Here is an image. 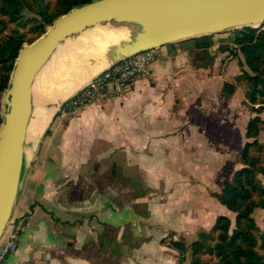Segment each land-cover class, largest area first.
Returning a JSON list of instances; mask_svg holds the SVG:
<instances>
[{
	"label": "crops",
	"instance_id": "obj_1",
	"mask_svg": "<svg viewBox=\"0 0 264 264\" xmlns=\"http://www.w3.org/2000/svg\"><path fill=\"white\" fill-rule=\"evenodd\" d=\"M212 40L216 44L215 36ZM158 51L146 74L124 94L99 97L74 117L56 113L35 147L30 145L12 215V220L26 215V221L16 238L17 249L3 264H110V254L120 256L116 246L127 232L139 237L141 220L149 223L157 203L150 194L145 200L137 196L130 203L120 202L123 184L110 180L125 174L123 161L130 153L125 144L133 145L138 165L142 148L147 149L150 171L157 168L155 160L167 161L172 148L196 142L182 129L189 123L183 115L210 79L192 63L197 50L177 49L169 55L162 46ZM103 123L105 132L84 134L85 128L97 130ZM111 143L118 144L119 153L100 156ZM95 154L101 164L90 166ZM172 213L174 209H163L161 214Z\"/></svg>",
	"mask_w": 264,
	"mask_h": 264
},
{
	"label": "water",
	"instance_id": "obj_2",
	"mask_svg": "<svg viewBox=\"0 0 264 264\" xmlns=\"http://www.w3.org/2000/svg\"><path fill=\"white\" fill-rule=\"evenodd\" d=\"M263 24L264 0H92L57 16L44 33L23 44L1 95L0 242L12 221L28 128L39 107L49 109L56 101L38 139L65 101L111 65L147 49ZM93 34L112 36L97 56L88 55L86 45ZM62 51L70 53L72 72L47 75L37 86L46 64Z\"/></svg>",
	"mask_w": 264,
	"mask_h": 264
},
{
	"label": "rangeland",
	"instance_id": "obj_3",
	"mask_svg": "<svg viewBox=\"0 0 264 264\" xmlns=\"http://www.w3.org/2000/svg\"><path fill=\"white\" fill-rule=\"evenodd\" d=\"M220 34L214 35L217 42L210 47V51L216 54L213 66L200 71L210 79H206L204 89L194 96V100L188 104L187 115H183L189 123L182 129H187L191 139L194 137L196 142L188 141L181 150L172 148L166 162L158 159L154 161L157 168L151 167V173H148L150 171L147 149L142 148V159L138 165L132 156L133 145L125 144L130 152L129 158L123 161L127 166L125 174L115 175L110 183L119 181L123 184V190L118 191L120 202L130 203L137 196L145 200L150 194V198L156 199L157 209L149 223L141 220L139 237L128 232L125 234L121 243L116 246L120 256L114 258V254H110V264L114 259H118V264H181L178 251L169 246L170 240L181 239L189 244L196 239L199 231H208L218 215L228 216L232 225L234 224L235 214L220 204L214 194L220 191L223 182L240 167L238 153L246 142L245 126L256 112L249 104L244 103L248 81L243 73L251 72L241 63L242 54L231 46L232 31ZM69 54L65 51L56 52L51 60L52 68L50 70L51 65L48 67L44 79L47 75L59 78L65 72H72L69 65L72 59ZM38 81L40 85L43 80ZM225 82L234 84L233 90L225 88L223 92ZM257 106L254 105V108ZM2 111L0 98V112ZM259 116L264 117V105ZM105 131L106 123H103L97 130L91 126L85 128L84 134L92 135ZM257 140L264 145L263 129L259 132ZM120 149L117 143H111L106 150L102 148L100 156L104 157L111 151L118 154ZM91 160L90 166L100 165L102 161L96 159V154ZM111 160H108L109 164H112ZM259 177L264 182V177ZM147 184L156 186V189L145 190L143 186ZM138 187L140 189H137ZM141 205H138L139 213L143 210ZM163 209H174V213L162 216ZM252 216L257 226L263 230L264 209H253ZM147 232L152 237H148ZM6 236L7 231L1 242ZM153 242H156L155 247L151 245ZM183 264H190L189 251L184 256Z\"/></svg>",
	"mask_w": 264,
	"mask_h": 264
},
{
	"label": "trees",
	"instance_id": "obj_4",
	"mask_svg": "<svg viewBox=\"0 0 264 264\" xmlns=\"http://www.w3.org/2000/svg\"><path fill=\"white\" fill-rule=\"evenodd\" d=\"M92 0H0V98L7 87L9 75L19 49L42 33L53 20L75 6ZM231 46L242 56L250 70L243 73L248 81L244 103L256 115L245 126L246 142L238 153L240 167L224 181L215 198L228 211L235 214L234 224L226 215H218L212 227L197 233L195 240H170L169 246L178 251L180 263L189 251L190 264H264V228L261 230L252 216L253 209H264V145L257 140L264 130V117L259 114L264 105V24L232 31ZM214 35L201 36L167 44L169 55L176 50H197L192 57L194 67L208 69L216 54L210 51ZM233 90L234 84L225 82ZM254 105H258L254 108ZM0 115V124H1ZM48 132V131H47ZM264 223V219H263Z\"/></svg>",
	"mask_w": 264,
	"mask_h": 264
},
{
	"label": "built area",
	"instance_id": "obj_5",
	"mask_svg": "<svg viewBox=\"0 0 264 264\" xmlns=\"http://www.w3.org/2000/svg\"><path fill=\"white\" fill-rule=\"evenodd\" d=\"M158 55V48H151L111 65L72 94L60 111L74 117L93 105L99 97L109 100L124 94L138 77L146 74L148 65ZM25 221L26 216L11 221L5 240L0 242V264L17 249L16 238L23 230Z\"/></svg>",
	"mask_w": 264,
	"mask_h": 264
},
{
	"label": "bare ground",
	"instance_id": "obj_6",
	"mask_svg": "<svg viewBox=\"0 0 264 264\" xmlns=\"http://www.w3.org/2000/svg\"><path fill=\"white\" fill-rule=\"evenodd\" d=\"M111 38H112L111 35H107L106 39H100L95 34L91 35L87 39V44H86L87 47L90 48V49H87L88 50V55L90 54V55H96L97 56V53L99 54L98 50L101 48L102 43L107 41V40H109V39H111ZM76 45H81V43L78 42V43H76ZM50 65H51L50 63H47L46 67L42 70V72L45 73ZM99 68H100V64L98 65V67L96 66V68L94 70L96 71V69H99ZM44 75L43 74H39L38 80H40V81L43 80L44 81V77H45ZM86 76H88V75H86ZM86 76H83V77H86ZM83 77H81V78H83ZM37 86H39V81H37ZM61 95H63V93ZM54 98L58 99L59 97L57 98V95L55 94ZM55 104H56V101L53 100L52 101V105L54 106ZM53 106H51V108H49V109L48 108L47 109H45V108L43 109V107H39L37 109V114L35 115L34 120L30 123V126L28 128V133H27V146H26V150L24 151V157H23V166H22L23 170H24V167H25V162H26V156L28 154V149L30 148V145L32 146L33 143H35L34 144V147H35V145L37 143V140H38L40 134L43 131L42 129L45 128V126H46V124H47V122L49 120V117H50V115L53 112Z\"/></svg>",
	"mask_w": 264,
	"mask_h": 264
}]
</instances>
